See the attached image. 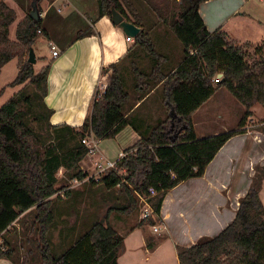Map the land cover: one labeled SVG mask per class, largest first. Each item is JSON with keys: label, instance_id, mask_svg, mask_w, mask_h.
<instances>
[{"label": "trees", "instance_id": "obj_1", "mask_svg": "<svg viewBox=\"0 0 264 264\" xmlns=\"http://www.w3.org/2000/svg\"><path fill=\"white\" fill-rule=\"evenodd\" d=\"M97 1L99 17H111V9L115 7L141 27L129 55L143 50L152 58V65L147 71L139 69L134 61L136 76L143 80L136 89L144 93L161 82L163 104L168 113L145 129L126 117L124 106L130 94L117 63L103 67L107 86L102 93L98 89L92 112L78 130L66 124L51 125L48 121L59 140L66 141L69 135L76 140L67 147L61 142H45L35 132L25 110L29 96H12L0 106V235L8 232L21 214L27 212L21 225L30 255L29 264H119L124 237L112 226L110 213L131 214L138 208L140 196L148 195L154 212L159 214L169 189L202 176L223 145L243 132L232 130L198 137L194 112L221 87L245 107L239 127L245 126L252 116L254 104L264 103V60L249 63L238 42L230 40L224 30H208L199 12L202 2L207 0H171L175 3L173 11L166 6L169 0H147L161 21L169 24L184 48L182 62L169 73L163 72L164 56L157 52L139 14L131 9L133 20L130 19L121 0ZM16 18V11L6 0H0V74L7 63L17 58L19 71L8 86L27 82L34 85L42 96L44 114L49 119L52 110L45 106L44 97L48 91L50 63L36 72L34 64L23 60L24 52L47 32L42 28L41 18L35 19L28 14L17 24L16 40H11L10 26ZM91 33L92 30H87L78 37ZM217 73H222L224 80H213ZM172 108L175 117L171 115ZM127 125L139 132V141L125 149L127 157L118 161L117 169H109L98 180L89 177L90 183L100 184L106 190L119 187L121 195L117 203L110 205L70 248L57 255L48 238L54 223L52 196L59 192L57 173L64 168L70 179L87 178L89 173L81 169L80 164L89 148L82 140L91 135L98 141L113 138ZM263 179L264 167L257 166L251 188L241 199L233 222L214 237L201 238L190 247L180 246L181 264H264V204L260 197ZM150 188H155L157 194L149 196ZM1 258L22 264L16 259V249L5 241L0 245Z\"/></svg>", "mask_w": 264, "mask_h": 264}, {"label": "crops", "instance_id": "obj_2", "mask_svg": "<svg viewBox=\"0 0 264 264\" xmlns=\"http://www.w3.org/2000/svg\"><path fill=\"white\" fill-rule=\"evenodd\" d=\"M6 1L15 10L9 0ZM124 1L121 0L122 5L133 20L131 10ZM127 2L126 4L131 5L139 14L143 28L150 33L157 51L164 56L163 72L169 73L170 67L172 71L183 60L184 48L181 41L165 23L159 21L157 14L146 0H127ZM17 6L22 7L24 11L23 18L19 22L33 10H37L42 20V28L47 32L49 45H55L58 50L59 47L61 48L57 57H53L52 54L48 59L37 58L34 64L41 63L43 68L50 63L48 91L44 97L45 106L52 110L49 122L51 125L66 124L78 130L91 114L97 91L102 85L101 81L105 80L102 74L103 67L111 63H119L129 56L135 40L129 39L123 29L112 22L110 16L99 17L97 0H21ZM199 12L211 32L222 29L230 40L240 44L250 43L258 46L264 43V0L257 2L207 0L202 2ZM151 19L153 24L149 23ZM56 22L62 32L60 37L54 34ZM87 30H92V33L82 38L78 37L81 32ZM175 54L177 58L172 62L171 59ZM136 91L138 93L135 97L136 103L126 109V117L132 118L135 125L141 129L153 126L160 119L165 118L164 114L160 116V113L156 116L155 112L154 115L149 116L143 107L153 94L155 96L158 91H162L161 82L152 85L144 93L141 92L142 90L136 89ZM219 91L220 89L193 114L198 137L232 130L243 132L234 135L223 145L207 165L202 176L187 179L169 189L159 214L153 210L146 219H143L142 215L133 217L134 212L121 215L113 213L110 216L112 226L124 237V246L118 257L119 264H181L178 257L180 246L190 247L201 238L214 237L235 219L241 199L251 188L257 166L264 167V128H260L264 126V103H256L252 106L253 114L243 127L238 125L231 130L228 124L224 123L221 127L214 126L211 129L206 127L199 132V125L205 127L209 123L211 126V123L219 118L218 116L223 118L225 115H219L209 107L205 108ZM214 113L217 114L216 117L213 116ZM196 114H199L198 117ZM124 132L127 134L124 135L125 138H121ZM115 138H119L120 144L116 151L120 153L121 149L132 147L139 141L140 134L132 125H127ZM123 138L127 139L126 143L122 142ZM93 157L92 159L86 156L81 163L110 159L104 139L98 141ZM89 177L90 175L80 182H89ZM90 184L96 187L102 186ZM106 192L111 193V190ZM260 197L264 204V179ZM52 198L54 223L48 238L51 249L55 252L56 236L58 240L56 247H61L62 254L91 226L78 235L75 225L69 226L67 221L70 211L76 216L81 214L78 207L70 202L58 200L60 199L58 192ZM26 213L21 214L8 232L0 235V245L5 241L13 246L14 242L8 237L11 233L13 235L17 233L20 228L19 221ZM76 218L80 219L78 224L86 223L85 220L81 221L82 216L74 217L75 223ZM127 226L129 227L126 228ZM154 227H157V230ZM0 264L15 263L10 259L1 258Z\"/></svg>", "mask_w": 264, "mask_h": 264}, {"label": "rangeland", "instance_id": "obj_3", "mask_svg": "<svg viewBox=\"0 0 264 264\" xmlns=\"http://www.w3.org/2000/svg\"><path fill=\"white\" fill-rule=\"evenodd\" d=\"M169 1L170 2L166 1V6L169 8L171 7V11H173L175 9V3L171 2V0ZM257 1L258 0H253V2H257ZM20 2L21 0H14V1L9 0V3L12 6H14L17 12V19L10 26L9 37L11 40H16L17 24L19 20L23 18V14H24L23 8L17 6V4H20ZM126 2L127 0L124 1L127 8H129V10L131 9L133 10L134 8L131 5L126 4ZM146 3L149 4L147 0H146ZM153 12L155 11L153 10ZM153 19H151L149 23L153 24ZM159 21L163 22L161 21L160 18H159ZM166 25L170 28L169 24H166ZM54 34L57 37H60L62 34V32L59 30L58 22L55 23ZM238 45L241 46L245 54V59L249 63H255L257 61L264 60V49H261V45L255 46L250 43H241V44L238 43ZM33 48L35 50L36 57L39 58L40 60L48 59L52 56L51 45H49L48 43V37L44 34L40 35L37 38L35 44L33 45ZM59 50H61L60 47H59ZM28 57H29V51H25L23 60L28 61ZM176 58L177 56L175 54L173 56V59H171L172 62L175 61ZM151 59L148 56H146L145 51L138 49L136 53L132 52L129 56L125 57L123 61L117 63L118 72L123 76L125 88L130 94V99L124 106V111H126L127 108L132 107L136 103L135 97L138 94L136 91V85L143 83V80L141 81V79L137 78L136 76L135 69H134V61L139 69H147V71H149L152 65ZM40 64L41 63H37V65H33L36 72H38L41 69ZM19 67H20V62L17 58H15L9 63H7L2 68V71L0 74V91L2 92L0 96V106L4 104L12 96H15L18 94L29 96L30 102H26V106H25V110H27L28 111L27 113L29 114L27 120L31 124V126L34 128L35 132H37V134L42 136V139L45 142H49L50 140L55 143L61 142L63 143L62 145L64 147H67L71 145L72 143L76 142V140L72 139V135H69L66 141L59 140L57 138L58 134L55 132V130L51 129L48 126L49 119H48V116L44 114L45 107L42 101V96L36 91L34 85L27 82L26 84L16 85L12 87L8 86V84L11 83L16 78L18 71H19ZM171 69L172 68L170 67V71ZM167 70L169 71V69ZM109 72L110 74H112V70H110ZM104 78L105 80L101 81L102 83L101 86L103 87H99V91H101V93L104 91L108 83L107 77L104 76ZM213 80L222 81L224 80V76L222 73H217L214 75ZM210 101L205 106V108L209 107L211 108L212 111L218 112L219 115L225 114L226 116L223 115V118L218 116L219 118L215 120L213 123H211V126L209 123H207L205 127L199 125L198 126L199 132H202L204 128L206 127L208 128L210 127V129L213 128L214 126L221 127L224 125V123L228 124V128H230L231 130L236 128V126L239 125V122L241 121L243 114H244V107L240 103V101H238L225 87H221L220 91L217 92L216 95ZM162 103H163L162 91H158V93L155 96L153 94L150 97L149 101H146L143 104L144 111H147L146 113L149 116L154 115V112H155L156 116L161 113L162 115L160 114V116H163L164 114V117H166L168 110ZM198 115L199 114H196L197 117ZM213 116L216 117L217 114L214 113ZM151 119H154V118L151 117ZM260 128H264V126H260ZM205 130H209V129H205ZM126 134L127 133L124 132L120 137L122 138ZM124 138L122 139V142L126 143L127 139H124ZM118 139L119 138H115V137L104 139L107 145V148H108L109 155H110L109 160L111 161H117L119 159V152L117 153L116 151L118 149L117 148L118 144H120ZM124 150L125 148L121 149V151H124ZM93 158L94 157H92V159ZM84 159H86V157ZM92 163L88 161L86 163L85 161H83L80 164V167L84 171H87L90 176L95 177V175H93L94 168L92 167L93 166ZM57 176L59 178L58 184L62 186V189L58 192V195L60 198L58 200H62L64 202L66 201L68 203L70 202L71 204H73V206L75 207L77 206L81 212L79 216L83 217L81 218V221L82 222L84 220L86 221V223L84 224L83 223L78 224L80 219L76 218L75 219L76 223H75L73 221V218L79 217V216L78 215L76 216L74 212L72 211L69 212L71 214L70 215L68 214L69 215V217L67 218L68 225L71 226L72 224H74L78 235L86 231L90 226L94 224L96 220L101 218L110 205L117 203L116 199H118V197L121 195L119 187L111 190V193H110V192H106L103 186L96 187L95 185H91L87 181L80 182V180L76 181L75 179H70L69 175H67L66 169L64 168H61L59 170V172L57 173ZM144 207H145L144 203L141 202V200L139 199L138 208L134 211V213L132 212L133 213L132 216L137 217L138 215H142L144 211ZM113 213H117L118 215L122 214L118 211H113L110 213V216ZM21 221H22V218L19 221L20 223L19 225L21 229L19 228V230H17V233L14 235L11 233L8 238L12 242H14L13 247L16 249V259L20 261L22 264H29L30 256L28 255V247H27V244L25 243ZM128 227L129 226H127L126 228ZM56 245H58V240L55 236L54 251L58 254H61L60 253L61 247L57 248Z\"/></svg>", "mask_w": 264, "mask_h": 264}, {"label": "built area", "instance_id": "obj_4", "mask_svg": "<svg viewBox=\"0 0 264 264\" xmlns=\"http://www.w3.org/2000/svg\"><path fill=\"white\" fill-rule=\"evenodd\" d=\"M40 32V31H39ZM129 39H133L131 37L128 36ZM51 49H52V54H53V57H57L59 55V50L57 49V47L55 45H52L51 44ZM216 81V80H215ZM103 87V86H101ZM82 142L89 148V152L87 154V157H93L94 156V153L97 149V143H98V140H96L93 135L91 136H87L85 137ZM127 152L124 150V151H121L119 153V159L117 161H111V160H102V159H99L97 161H95L93 163V167H94V170H93V175L94 176H91L93 177L94 179L98 180L104 173H106V171H108L109 169H117V163L120 159H124L125 157H127ZM149 196H154L157 194V191L155 188H150L149 190ZM140 200L141 202L144 203V211L142 213V218L143 219H146L149 217V215L151 214V212H153V208L150 204V202L148 201V195H143V196H140ZM155 230H157V227H154Z\"/></svg>", "mask_w": 264, "mask_h": 264}, {"label": "water", "instance_id": "obj_5", "mask_svg": "<svg viewBox=\"0 0 264 264\" xmlns=\"http://www.w3.org/2000/svg\"><path fill=\"white\" fill-rule=\"evenodd\" d=\"M31 15L35 19H39L37 10H33ZM111 19L115 25H118L120 28H122L123 31L131 38H135L141 31V27L137 26L133 21L125 18L124 14L117 10L115 7H112L111 9ZM28 62L32 64H35L37 62V57L33 47L29 49ZM171 115L173 117L176 116V112L173 108L171 110ZM58 188V191H60L62 189V186L58 185Z\"/></svg>", "mask_w": 264, "mask_h": 264}]
</instances>
